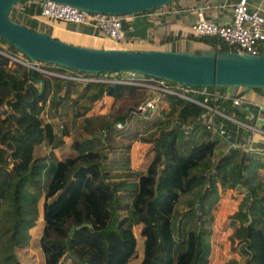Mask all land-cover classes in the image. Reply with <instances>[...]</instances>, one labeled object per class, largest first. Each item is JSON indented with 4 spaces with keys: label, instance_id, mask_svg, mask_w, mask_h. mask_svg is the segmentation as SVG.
Segmentation results:
<instances>
[{
    "label": "trees",
    "instance_id": "16d2710c",
    "mask_svg": "<svg viewBox=\"0 0 264 264\" xmlns=\"http://www.w3.org/2000/svg\"><path fill=\"white\" fill-rule=\"evenodd\" d=\"M13 12L12 8L9 18L19 23ZM23 12L38 14L39 7L31 4ZM194 40L202 43L201 49L214 42L208 36ZM219 49L225 47L220 44ZM38 78L39 90L33 86ZM78 85L35 72L31 78L26 67L9 65L0 54V264H20L15 249L26 246L30 230L39 234L41 264H59L64 257L84 264H209L211 230L204 227L200 214L193 222L188 212L183 213L179 240L173 236L172 218L181 195L191 193L186 206L196 211L203 210V202L213 204L210 195L216 183L222 189L237 188L248 203L239 202V209L227 216L235 224L228 235L230 246L246 254L244 264H264V187L258 173L264 160L246 155L241 160L242 153L230 147L214 161L210 155L217 140L207 137L202 117L206 111L178 96L162 94L157 99L160 119L153 123L155 132L138 139L149 146L145 165L139 171L125 165L124 172L116 173L118 161L106 159L99 134L106 135L126 116L86 114L102 97L132 95L136 88L88 83L78 89ZM49 94L51 107L70 106L72 117L79 119L75 155L56 159L49 152L53 161L33 153L42 142L57 144L52 123L40 115ZM224 106L236 116L241 114ZM71 226L74 231L69 234ZM134 226L139 227L137 236Z\"/></svg>",
    "mask_w": 264,
    "mask_h": 264
},
{
    "label": "water",
    "instance_id": "95a60500",
    "mask_svg": "<svg viewBox=\"0 0 264 264\" xmlns=\"http://www.w3.org/2000/svg\"><path fill=\"white\" fill-rule=\"evenodd\" d=\"M22 0H0V40L29 61H40L77 72H133L191 87L256 89L264 96V54H238L201 49L87 47L54 38L12 21L9 11ZM43 1V0H36ZM91 13L128 15L164 6L174 0H49ZM33 72L30 70V77ZM42 87V80L35 79ZM238 93L240 95L242 93ZM139 113L138 109L131 108ZM102 136V132L100 133ZM244 155L242 154L241 160ZM74 227L71 226L69 234Z\"/></svg>",
    "mask_w": 264,
    "mask_h": 264
},
{
    "label": "built area",
    "instance_id": "2783aa9c",
    "mask_svg": "<svg viewBox=\"0 0 264 264\" xmlns=\"http://www.w3.org/2000/svg\"><path fill=\"white\" fill-rule=\"evenodd\" d=\"M24 3L36 4L39 12L35 16L40 23L48 22H68L73 24H82L92 27L99 33L96 35L102 39L105 44H114V48L126 45L132 47L133 41L126 40L122 33V18L125 15H105L91 13L67 4L57 3L49 0L36 1L24 0L16 5ZM263 0L257 3H251L249 0H234L229 4L230 19L227 22L212 21L203 18L198 8V16L191 23L190 31L193 37H213L211 50L221 51L220 44L225 47L224 51H231L238 54H258L260 49H264V9ZM211 8V7H208ZM107 47V46H104ZM17 52V51H16ZM0 54L7 59L9 65H21L29 71L38 75H47L69 80L80 85L88 83L116 84L132 86L136 89H143L146 92L145 98L140 101L136 109L140 114L153 113L158 110L157 99L162 94L175 95L202 107L209 116L204 118L205 129L212 139L216 134L214 117H220L231 122L236 128L245 130L247 139L242 143H232L230 147L239 150L242 154L254 152L262 153V150L252 149V138L254 136L264 139V122H260L259 112L264 110V96L256 89L263 99L261 102L252 99H246L235 94L227 95L220 92L219 89L207 87H191L181 85L175 82H168L161 78L150 76H137L133 72H106L100 74H91L84 72L62 73L57 70V66L46 64L40 61H29L19 52L14 53L0 44ZM67 70V69H66ZM223 89V88H222ZM228 100L229 105L239 109L246 117H252L253 122L249 123L237 120L234 116L225 114L218 107V102ZM257 111L254 115L252 112ZM254 116V117H253ZM260 124V126H258ZM116 129L123 128L119 122L115 123ZM187 131H185L186 133ZM260 141L259 144H261Z\"/></svg>",
    "mask_w": 264,
    "mask_h": 264
},
{
    "label": "crops",
    "instance_id": "0c3cea01",
    "mask_svg": "<svg viewBox=\"0 0 264 264\" xmlns=\"http://www.w3.org/2000/svg\"><path fill=\"white\" fill-rule=\"evenodd\" d=\"M233 1L234 0H174L164 6L158 7L150 11L136 12V13L125 15L122 18V25H121L122 33L126 40L133 41L132 47L130 48H141V49L153 48V49H165V50H172V51L196 52V50L201 49L202 43L194 40L195 37H193L191 33H189V28H190L191 23L198 16L197 9L201 8L199 10H201L200 13L203 16V18L210 19L212 21L227 22L230 19L229 4ZM249 1L251 3H257L259 0H249ZM30 5L31 4L29 3H24V5H20V7L19 5L17 7H15L16 6L15 5L13 7V11H14L13 14H14V18L16 21H18L19 23H23L29 27H33L37 31L45 32L46 34L54 38H58L60 40H63L71 44H75L79 46H87V47H104L105 42L96 36V35H99V33L90 26L82 25V24H73V23H68V22H56V23L48 22V23L42 24L35 17L37 14L27 17L23 12V8H26ZM208 7H211V8H208ZM262 8L264 9V0L262 3ZM35 82L36 83H34L33 86L38 88V90L41 89L40 83L37 81ZM78 87H79L78 89L81 88V86H78ZM241 91L242 89H235V88H223L220 90V92L225 93L227 95L235 94L237 96H241L246 99H252L257 102H261L263 100L260 94H258V92L254 89L248 90L246 92L242 91V93L238 95V93H240ZM76 95L77 94L73 93L71 94V97L74 98ZM55 96L57 97L58 93H56L54 97ZM52 97L53 96L51 94H49V96L47 97V100L45 101L42 107V111L40 113L41 117H42V112L45 110L48 112L50 111L48 114L49 117H51V114L56 112L55 111L56 108L51 107ZM117 99L119 98H113L110 96L102 97V99L98 103L100 104V108L97 109L99 111H96V112H98L99 114L107 113L108 111L105 108L108 107V109H110L109 105L115 104V101H117ZM137 104L138 103L136 102L131 107H128L127 108L128 112L132 111L131 108L136 109ZM224 104H227L229 106V101L222 100L218 102V107L221 108L223 111L225 110ZM57 108L61 109V111L57 110L60 116H62L63 113L66 112L67 110L72 111L70 106H67V107L58 106ZM161 108H165V104H163ZM93 112L94 111H92L91 109L90 111L87 112L86 115H91L93 114ZM224 112L225 114H228V112L226 111ZM133 113L138 114L136 112H133ZM241 113L244 114L243 112ZM256 113L257 111L252 112V114L254 115ZM208 116H209L208 113H204L202 115L203 118L205 117L207 118ZM231 116H234L237 120H242V117L240 118L236 115H231ZM259 118L261 119L260 122L263 123L264 122V110L259 112ZM43 120L51 123L49 119H43ZM242 121L252 123L253 119L250 116V117H245V119H243ZM121 124L123 125V128L126 125L125 122ZM214 125L216 129L215 135L218 140L217 142L220 145L221 144H223L224 146L227 145V148H230L231 144L234 142L242 143L246 141L247 139L245 130L241 128H236L234 124L220 117H216V116L214 117ZM258 126H260V124ZM114 130H118V129L114 127V129L111 132H108L107 134H110V133L113 134ZM53 132L55 134L54 128H53ZM55 138H57L56 135H55ZM259 138L260 137L258 136H254L252 138V143H253L252 149L254 150L256 149V151L257 150L260 151L263 149L262 150L263 152L260 153L258 151L257 152L253 151L252 153L243 154V155H246L247 157H252L258 160L259 159L264 160V139H259ZM260 141H262L261 144H259ZM47 146L52 148L51 151H50V148L48 150L49 152H53V156L56 159H63L65 157L75 155V153H69L68 151H66L65 156H59L60 152L58 151L57 148L52 147L51 145H47ZM125 147L127 149L125 148L123 150L124 153H122L121 151H118V153H116V157L110 158L109 156L107 157V153H103V154L106 157V159L109 158V160L118 161L115 164L117 168L116 173L124 172L123 167L125 165H128V168L132 171L141 170L143 166L141 167L140 165L141 161H140L139 153L137 154L135 152L132 145H129V146L126 145ZM73 151L75 152L74 149ZM49 152L46 154H41L39 156L46 155V156H49L50 158L51 156L49 155ZM125 158L128 159V162L126 164L125 162H122V160H124ZM48 161H53V160L52 158H50ZM215 185L218 191L221 192L220 185L218 183H216ZM227 189H233V187L224 188V190H227Z\"/></svg>",
    "mask_w": 264,
    "mask_h": 264
},
{
    "label": "rangeland",
    "instance_id": "374dc122",
    "mask_svg": "<svg viewBox=\"0 0 264 264\" xmlns=\"http://www.w3.org/2000/svg\"><path fill=\"white\" fill-rule=\"evenodd\" d=\"M189 33H191L190 28H189ZM0 44L4 45L11 52H14L10 47V45L4 43L2 40L0 41ZM104 46L114 47L116 45L109 44ZM117 48H130V47L126 45H122V46H118ZM208 50H211V48H209ZM259 52L264 54V49H260ZM14 53H17L16 50ZM56 68H58V66ZM208 89L211 88L208 87ZM235 89H242V88H235ZM145 96H146V92L143 89H136V91L132 95L124 94L119 99H117V101H115V104L109 105L110 109H108V107L105 108L108 111L107 113H101L105 115H111L112 117L121 116V115L126 116L124 120L126 125L124 128L114 130L113 134L110 133L103 135L102 133L101 138L103 139V142L106 145V148L104 149L103 153H107V157L108 156L110 158L116 157V153H118V151L124 153L123 150L126 148L125 146L132 145L135 152L137 154L139 153L141 167L145 164L150 153L147 152L149 146H147L146 144L139 143L138 139L147 136V134L149 133L155 132L154 130L155 127L153 126V123L156 120L160 119L159 111H156L151 114L149 113L135 114L133 113V111L128 113L127 110V108L131 107L134 103L136 102L139 103L140 101H142L145 98ZM98 108H100V104L94 107L95 110L92 109V111H94L93 112L94 115L99 114L98 112H96L99 111L97 110ZM227 109L228 108H225L226 112H228ZM57 110L61 111L60 108H57L55 110L56 112L51 114V117L48 116L50 111L49 112L46 110L43 111L42 118L49 119L51 121L55 131V135L57 137V144H55V148H57L58 151L60 152L59 156H65L66 151H68L69 153H75L73 151L74 148H72L73 138L78 137L79 119L73 118L71 115L72 112L69 110L64 112L62 116L59 115V112ZM228 114L234 115L233 111L228 112ZM238 114L240 118L242 117V120L245 119L246 116L244 114L242 113L240 114V112ZM64 129L67 131L66 135L62 134V131ZM202 131H203L202 129L197 130V132H202ZM207 137H209V133ZM214 139L217 140L215 134H214ZM42 143L37 147H35L34 156H39L41 154L48 153L49 148L51 151L52 149L51 147L47 146L45 143L43 144ZM227 149H228L227 145L225 146L223 144L220 145L217 142L216 148H214L213 151L211 152L210 155L211 159L215 161L220 154L226 153ZM107 160H109V158H107ZM258 173L262 181V185L264 187V169H259ZM200 176L202 177L201 174ZM236 189L233 188V189L224 190L221 188V192H219L218 189L215 188V193L212 192L213 194L211 193L210 195L211 197L210 200L211 202L214 201V203L208 204V202H203L202 211H196L193 210V208H188L186 206V202L189 199H191V193L186 195H181L178 198L177 202L175 203L174 206L175 211L172 218V223H173V236L176 240H179L180 238L181 226L186 218L184 217L185 215H183L184 212L186 213L188 212L189 218L193 219V222H195L194 220L196 218V214L199 213L200 221H204L203 224L204 227L209 228L211 230L209 236V244H210L209 264H244V261L246 259V254L241 252L238 249V247H234L233 249L232 248L233 246H230L228 241V235L231 234L233 230V226L235 224L231 225L229 223L230 219H228L227 216L232 212H234L235 210L239 209L240 206L239 202H242V204L245 205L248 204L247 201H244L243 195L239 194ZM196 201L197 200L194 199V203H192L193 205H195L194 208H197ZM241 208L244 210L245 206H242ZM189 209L190 210L192 209L193 211H190ZM185 224L187 223L185 222ZM138 230H139L138 226H134L132 228V231L136 236L138 234ZM34 231L35 230H30V236L25 247L15 249L16 258L18 259L20 264H41L42 255L38 248V241H37V237L39 234ZM234 243H235L234 245H236V241ZM59 264H84V263L77 260L76 258L64 257Z\"/></svg>",
    "mask_w": 264,
    "mask_h": 264
}]
</instances>
